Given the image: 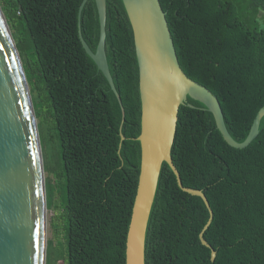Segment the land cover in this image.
I'll use <instances>...</instances> for the list:
<instances>
[{"label":"trees","instance_id":"trees-1","mask_svg":"<svg viewBox=\"0 0 264 264\" xmlns=\"http://www.w3.org/2000/svg\"><path fill=\"white\" fill-rule=\"evenodd\" d=\"M0 0L33 96L57 143L63 183L65 264H125L140 167L141 102L131 26L121 0H106L105 55L124 109L78 37L95 52L94 0ZM179 65L217 98L230 136L242 142L264 107V0H159ZM79 25V26H78ZM27 50H25V49ZM25 50L23 56L21 51ZM41 112V111H39ZM124 136L121 141L120 137ZM170 155L182 192L162 163L145 233L144 264H264V117L243 149L228 146L213 116L187 97ZM46 185V184H45ZM45 195H47L45 186Z\"/></svg>","mask_w":264,"mask_h":264},{"label":"water","instance_id":"water-1","mask_svg":"<svg viewBox=\"0 0 264 264\" xmlns=\"http://www.w3.org/2000/svg\"><path fill=\"white\" fill-rule=\"evenodd\" d=\"M87 1L82 0L78 7V20ZM94 1L99 22L95 52L84 42L80 30L78 37L114 93L124 118L105 55L106 0ZM121 1L133 34L141 102V131L136 138L140 167L126 233L125 264H144L145 233L162 163L170 168L178 188L199 197L208 210V220L198 238L210 250L213 262L216 253L203 239L212 210L200 190L182 185L170 155L178 110L187 97L200 102L212 114L225 143L243 149L258 135L264 107L254 117L247 137L235 141L226 129L217 98L181 69L159 0ZM36 124L22 64L0 8V264H44L45 188Z\"/></svg>","mask_w":264,"mask_h":264},{"label":"rangeland","instance_id":"rangeland-1","mask_svg":"<svg viewBox=\"0 0 264 264\" xmlns=\"http://www.w3.org/2000/svg\"><path fill=\"white\" fill-rule=\"evenodd\" d=\"M258 25L264 29V12L260 11L257 17ZM25 49V48H24ZM27 50V49H25ZM21 51V56L26 58ZM38 101L37 132L42 159V169L44 175V188L46 186L47 195H45V213H44V239L45 256L44 264H65V228L62 214L63 183L59 178V160L57 153L56 138L53 133L52 125L49 120L44 118L46 108L41 103V97L33 96L34 103ZM41 111V112H39ZM46 184V185H45ZM45 191V189H44Z\"/></svg>","mask_w":264,"mask_h":264},{"label":"bare ground","instance_id":"bare-ground-1","mask_svg":"<svg viewBox=\"0 0 264 264\" xmlns=\"http://www.w3.org/2000/svg\"><path fill=\"white\" fill-rule=\"evenodd\" d=\"M44 241H45V239H44Z\"/></svg>","mask_w":264,"mask_h":264}]
</instances>
